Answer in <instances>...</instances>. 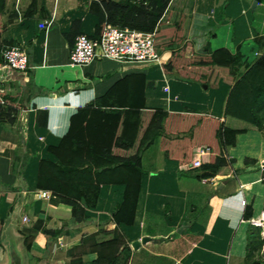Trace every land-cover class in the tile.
<instances>
[{
	"label": "crops",
	"instance_id": "1",
	"mask_svg": "<svg viewBox=\"0 0 264 264\" xmlns=\"http://www.w3.org/2000/svg\"><path fill=\"white\" fill-rule=\"evenodd\" d=\"M95 1L46 0L47 17L23 21L19 15L1 34L4 40L25 49L28 68L4 67L0 72V88L13 99L10 108L14 120L0 123V220L4 222L0 264H9L10 244H15L23 264H70L77 258L89 264L96 254L75 251L69 256V251L85 237L106 241L116 230L131 249L128 264H247V240L242 231L247 216L243 209L254 218L264 200V156L257 130L237 136L235 146L224 153L233 160L228 174L209 179L197 178L203 171L192 166L199 150L210 148L208 143L201 141L202 145L193 149L191 163L184 165L165 157L160 140L146 148L133 225H118L113 219L125 185H101L95 207H85L82 200L85 215L78 222L70 205L52 190L38 189L37 183L40 159L48 157V147L58 145L69 133L72 116L128 76L145 77L147 109L170 113L188 110L222 123L228 115L250 119L252 87L257 79L253 76L257 73L262 77L252 67L264 54V0H192L186 55L224 49L241 62L236 80L220 78L216 89L166 74L160 62L97 59L85 66H71L66 34L95 35L99 21L98 10L94 12L92 7ZM169 55L162 53L161 59L167 61ZM121 94L124 99L125 94ZM128 100L138 102V98ZM203 138L200 135L198 139ZM210 155L211 151L202 158L203 165ZM24 158L29 160L22 168ZM41 192L50 195L43 198ZM34 227L39 231L28 252L20 232ZM44 231L56 235H45ZM144 238L150 241L142 243ZM137 241L141 246L134 250L132 244Z\"/></svg>",
	"mask_w": 264,
	"mask_h": 264
},
{
	"label": "trees",
	"instance_id": "2",
	"mask_svg": "<svg viewBox=\"0 0 264 264\" xmlns=\"http://www.w3.org/2000/svg\"><path fill=\"white\" fill-rule=\"evenodd\" d=\"M7 1L0 0V36L7 24L11 23L3 21ZM92 7L93 11L97 8L99 21L95 35L90 38H100L106 24L147 33L155 32V49L160 57L162 53H170L167 61L160 60L164 73L201 86L208 85L210 89L218 87L220 78L224 77L230 82L236 80L241 62L239 57L227 50L206 55L194 52L190 56L186 55L190 45L186 40L193 17L192 0H96ZM33 16H48L46 0H31L21 14V19L24 21ZM19 17L14 11L11 19L17 20ZM77 33L66 34L71 50L76 37L80 35ZM3 45H0V62L3 51L13 46L8 41H4ZM252 68L259 70L262 76L260 78L257 73L253 76L257 79L250 99L252 117L244 119L228 115L223 123L188 110L184 113H170L147 109L144 98L145 77L124 78L106 95L80 108L72 116L69 133L58 145L48 147V157L40 159L37 188L50 189L58 194L64 203L72 207L73 217L81 222L85 207L96 206L101 185H125L123 200L117 204L113 219L118 225H133L144 175L142 152L157 140H160L165 157L177 160L181 165L191 163L193 149L202 145L201 141L208 143L210 159L201 167L203 173L196 177L209 179L223 172L228 174L227 167L232 161L228 162L224 153L229 147L235 146L237 136L248 130H264V54ZM149 86L154 87V84ZM121 93L125 94L124 99ZM130 98H138V102H130ZM2 99L6 104H1L0 100V123L14 122L10 108L13 99L4 93ZM200 135L204 137L203 140L198 139ZM28 160L24 158L22 168ZM82 200H85V207ZM246 216L249 218L250 215ZM3 223L0 220V236ZM38 231L39 228L34 227L20 232L28 252L31 251L32 241ZM43 233L56 235L47 231ZM262 245L259 234L249 238L247 264H262L254 259V252ZM75 251H80L82 255L96 254V259L89 264H128L131 258V249L117 230L106 241L98 242L95 237L83 238L81 244L71 249L68 255ZM70 264H83V260L77 258Z\"/></svg>",
	"mask_w": 264,
	"mask_h": 264
},
{
	"label": "built area",
	"instance_id": "3",
	"mask_svg": "<svg viewBox=\"0 0 264 264\" xmlns=\"http://www.w3.org/2000/svg\"><path fill=\"white\" fill-rule=\"evenodd\" d=\"M40 28H45L40 24ZM155 32L147 33L130 28H121L112 24H106L100 38L93 39L86 34L76 37L74 48L71 50L69 61L71 66H85L97 59H110L120 63H157L161 57L155 49ZM4 67L18 71L28 68V54L25 49L17 46H9L3 51L0 72ZM0 88V100H2ZM210 148L199 150L198 159L192 166L201 168L202 158L210 153ZM49 192H41L43 198L48 197ZM262 219V218H261ZM28 219L24 218V222ZM261 225L262 222L259 221Z\"/></svg>",
	"mask_w": 264,
	"mask_h": 264
},
{
	"label": "rangeland",
	"instance_id": "4",
	"mask_svg": "<svg viewBox=\"0 0 264 264\" xmlns=\"http://www.w3.org/2000/svg\"><path fill=\"white\" fill-rule=\"evenodd\" d=\"M28 0H8L7 1V11L3 17V21L7 24L8 22H11L10 25L12 23H14L16 21V19H11V16L13 14V12H17L19 15L23 14V12L25 11V9L28 6ZM9 26V24H7V27ZM6 41L4 40L1 36H0V45H3V42ZM13 44V43H12ZM16 46V45H13ZM5 46L3 45L2 48H4ZM19 48H22L21 46H17ZM24 49V48H22ZM259 135V139L261 140V151L260 154L264 156V130L258 131L257 133ZM264 158V157H262ZM228 162L231 159H228ZM233 162V160H232ZM264 184V183H263ZM262 195H264V186H262V190H261ZM245 200V199H244ZM243 204V208H247L248 205L246 204V201H241ZM245 209H243V215L246 216L248 214V211H244ZM247 213V214H246ZM264 214V200L261 204V208L259 210V212L257 213L256 217H252V218H247V221L245 223H243V227H242V231L243 233L246 235V240L247 243L249 242V238L251 236H257L259 234L261 240L263 241V245L261 246L260 249H257L254 252V259L259 260L262 262V264H264V218L263 215ZM262 218V219H261ZM259 221L262 222V224H259ZM25 257H26V253H25ZM24 264H28L27 261L24 262Z\"/></svg>",
	"mask_w": 264,
	"mask_h": 264
},
{
	"label": "water",
	"instance_id": "5",
	"mask_svg": "<svg viewBox=\"0 0 264 264\" xmlns=\"http://www.w3.org/2000/svg\"><path fill=\"white\" fill-rule=\"evenodd\" d=\"M204 87L206 88L207 86H204ZM149 241H150V238H144L142 239L141 242L147 243ZM140 246H141V243L138 241L132 244V247L134 248V250H137ZM8 255H9V264H23L22 255L15 247V244H10L8 246Z\"/></svg>",
	"mask_w": 264,
	"mask_h": 264
}]
</instances>
